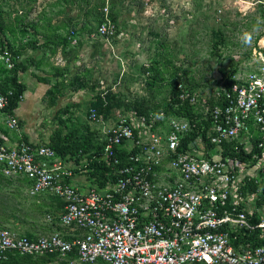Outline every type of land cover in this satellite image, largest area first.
Returning <instances> with one entry per match:
<instances>
[{
  "label": "built area",
  "instance_id": "built-area-1",
  "mask_svg": "<svg viewBox=\"0 0 264 264\" xmlns=\"http://www.w3.org/2000/svg\"><path fill=\"white\" fill-rule=\"evenodd\" d=\"M253 2L240 0L264 8V0ZM97 34L113 35L108 23ZM259 57L232 87L223 86L214 106L178 85L182 103L202 104L198 122L208 120L209 131L165 112H118L93 158L109 168L104 188L90 177L88 157L77 162L47 144L0 142L2 174L27 180L33 198L61 202L58 217L46 220L72 231L30 237L0 228V263L48 256L58 264H264V244H256L264 241V192L245 191L252 182L264 186V49ZM7 106L0 91V112ZM89 114L93 124L105 121L95 107ZM5 115L7 127L20 132L18 118ZM78 175L90 180L88 190L74 184Z\"/></svg>",
  "mask_w": 264,
  "mask_h": 264
},
{
  "label": "rangeland",
  "instance_id": "rangeland-1",
  "mask_svg": "<svg viewBox=\"0 0 264 264\" xmlns=\"http://www.w3.org/2000/svg\"><path fill=\"white\" fill-rule=\"evenodd\" d=\"M136 1L0 0L4 28L3 36L0 34V88L10 85L20 64L29 67L25 76L19 74L20 80L35 85L47 77L54 80L42 92L43 103L47 105L52 95H63L70 110L48 119L50 129L53 133L59 130L62 137L74 136L79 144L88 142L94 149L105 140L107 122L116 120L118 112H128L133 103L142 102L158 115L165 112L173 85L180 84L200 101L216 102L223 88L221 70L230 73L237 69L236 77H244L260 61L264 19L259 5L240 0H143L140 8ZM104 23L113 33L108 38L97 34ZM3 39L8 50L2 48ZM58 68L66 69L67 75L57 81ZM80 82L78 91L82 92L75 96ZM103 93L110 97L101 98ZM92 94L95 99H107L101 125L90 122L91 104L96 102L88 100ZM196 107L201 111L202 104ZM34 120L25 119L26 134H31L29 125ZM57 207L51 196L31 197L23 179L0 174V228L27 236L31 232L61 233L63 227L46 222L50 213L58 217ZM22 264L58 262L36 259Z\"/></svg>",
  "mask_w": 264,
  "mask_h": 264
},
{
  "label": "trees",
  "instance_id": "trees-1",
  "mask_svg": "<svg viewBox=\"0 0 264 264\" xmlns=\"http://www.w3.org/2000/svg\"><path fill=\"white\" fill-rule=\"evenodd\" d=\"M136 5L138 7H143L144 6V1L143 0H137ZM260 13L261 17L264 19V8H260ZM113 17V15H112ZM113 20H116L115 17L112 18ZM34 27V25H30ZM72 29H76V27H72ZM0 34L3 36L4 34V28L3 25L0 24ZM2 48L8 50V44H6L5 39L1 41ZM219 43H216L214 45L215 50L218 49ZM218 51V50H217ZM28 67L26 64H20L17 65L16 68L13 71V77L11 80L10 85L6 89H1L0 91L3 92L4 94L8 95V106L5 111L0 112L1 114H9L14 116L15 111L19 108L20 103L23 100L24 94L27 91V87L25 84H23L20 79H19V74L27 72ZM63 74V73H62ZM61 74V75H62ZM221 78H223V86L226 88L232 87L237 81L235 79L236 74H237V69H233L230 71V73H227L226 71L221 70L220 71ZM40 82L48 83L49 80L47 79H41ZM82 88V85L77 87L76 90L78 91L79 89ZM180 91L178 90L177 85H173V90L171 93V98L170 101L167 104V108L165 110V114L168 117H181L187 119L192 125L196 124V127L198 128L197 131H200L202 126H205L207 130L209 131L211 127V123L205 121L203 125L198 122L199 119H202V115L198 114V111L196 110V106L190 105L189 101L183 102L179 99ZM110 97V94L106 96L108 99ZM102 98V97H101ZM100 97H98L96 102H92V106L95 107L100 113L104 114L106 108L104 107V103H106L107 99L102 100ZM97 100L99 103H97ZM102 100V101H100ZM209 104L211 106H214L216 103L214 101H209ZM130 110H136L138 113L148 115L151 110H148L145 108L144 103L139 102V103H133L130 108L127 109V111ZM207 133L208 132H200V135L203 137V139L206 141L207 140ZM193 138L197 136L198 134L194 133L192 134ZM58 139H54L52 141L51 147L54 148L57 153L62 156V157H76L77 162L82 160L85 157H88L90 161H93V158L95 156H98L104 148V144L101 143L98 145L96 148L91 149L88 146V142H84V144H79L75 139L74 136H65L62 137L61 133L57 137ZM192 140L188 138L185 142V145H188L189 141ZM1 141V140H0ZM23 141L27 142L26 139H23ZM28 143V142H27ZM226 150L230 149L229 146L224 145ZM243 155H240L241 157ZM244 156H246L244 154ZM90 170V177L93 179L94 183L100 185L102 188H104L107 183L109 182V178L107 176L109 172V168L106 165H103L97 161L91 162V165L89 167ZM0 174L2 172L0 171ZM5 177V176H4ZM7 178V177H6ZM11 179V178H8ZM25 181V180H24ZM27 183V180L25 181ZM259 188L263 189L264 192V186H260L259 184H256L255 182H252L246 189V190H258ZM257 245L264 244V241H256ZM36 259H39L41 261L46 260V259H53V257H40V258H33V257H21V256H13L9 262L6 263H0V264H22V262L27 261V262H32L35 261Z\"/></svg>",
  "mask_w": 264,
  "mask_h": 264
},
{
  "label": "crops",
  "instance_id": "crops-1",
  "mask_svg": "<svg viewBox=\"0 0 264 264\" xmlns=\"http://www.w3.org/2000/svg\"><path fill=\"white\" fill-rule=\"evenodd\" d=\"M80 57H82V55ZM27 67H28V65H27ZM28 72H29V67H28L27 72L23 73L24 76ZM66 75H67L66 69L58 68V70L55 73L54 79H57V81H58L59 78H62ZM46 79L49 80L48 77ZM20 81L23 84H25L27 87V91L24 94L23 100L20 103L19 108L14 113V116L16 118H18V120L20 121V132L11 131L5 123L6 115L2 114V117H0V140H1L0 142L7 144V145L12 147V146L20 143L21 140L26 139L27 142L31 143L32 145L47 144V145L51 146L52 141L54 139H58L57 137L60 134V131L58 130V131H55V133H53V131L49 127L50 126L49 120H50V118L60 117V115L68 114L70 108H68L64 105V103H63L64 96L63 95L62 96L61 95H58V96L52 95V97L49 99V102L47 105L43 103L44 94L42 92H44V93L47 92L49 90L50 86L52 84H54L53 83L54 80H52V81L49 80L51 82V83L48 82L49 84L44 83V82H39L38 85H35L34 83H32L33 81H31V80L24 81L23 79H21ZM81 85H82V82L78 83L77 87H79ZM81 92H82V90H80L76 93H74V92L73 93L76 96V95L81 94ZM94 99H95V97L93 94L88 97V100L90 102L93 101ZM80 100L81 99H78L77 101L80 102ZM29 117H34L35 120L33 123H31L29 125V127H30L29 129H30L31 134H26L23 131V129H24V126L26 123L25 119H28ZM45 120H47V121H45ZM114 121L110 120V122H107L108 124H106V127L110 128L111 126H113ZM70 162L73 163L72 161H70ZM18 179H23V178H18ZM23 180H25V179H23ZM90 183H91L90 180H88V178L85 177L84 175L83 176L78 175L74 180V184L76 186H78L79 188H82V191L88 190L90 188V186H89ZM26 190L28 192V183H26ZM43 196H44V198H47L49 195H43ZM39 197H42V196H39ZM55 200L57 201V205H58L56 211L58 212V215H59L62 212L63 205L57 199H55ZM49 215L55 216L54 213H50ZM46 222H47V220H46ZM47 224H50V223L47 222ZM51 225H53V224H51ZM56 225H58V224H56ZM31 233L32 234L29 235L30 237H37V236L41 235L37 232H31ZM61 234L65 237H70L72 235V231L69 230L68 228L63 227V231L61 232ZM44 235H46V234H44Z\"/></svg>",
  "mask_w": 264,
  "mask_h": 264
}]
</instances>
